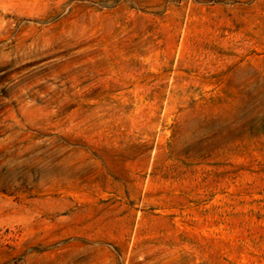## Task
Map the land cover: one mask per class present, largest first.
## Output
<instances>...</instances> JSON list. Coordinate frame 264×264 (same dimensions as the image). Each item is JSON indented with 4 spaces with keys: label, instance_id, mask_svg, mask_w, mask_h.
Segmentation results:
<instances>
[{
    "label": "rangeland",
    "instance_id": "374dc122",
    "mask_svg": "<svg viewBox=\"0 0 264 264\" xmlns=\"http://www.w3.org/2000/svg\"><path fill=\"white\" fill-rule=\"evenodd\" d=\"M0 264H264V0H0Z\"/></svg>",
    "mask_w": 264,
    "mask_h": 264
}]
</instances>
